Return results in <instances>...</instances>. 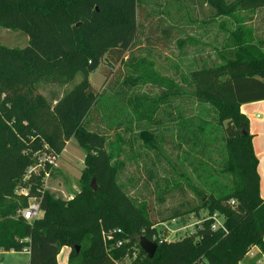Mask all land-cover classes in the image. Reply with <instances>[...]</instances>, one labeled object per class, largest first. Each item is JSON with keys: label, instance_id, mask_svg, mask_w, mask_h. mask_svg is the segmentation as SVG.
Wrapping results in <instances>:
<instances>
[{"label": "trees", "instance_id": "obj_1", "mask_svg": "<svg viewBox=\"0 0 264 264\" xmlns=\"http://www.w3.org/2000/svg\"><path fill=\"white\" fill-rule=\"evenodd\" d=\"M139 5L140 0H0V27L27 36L24 47L0 45V251L27 250L28 264H57L64 246L68 264H237L253 246L264 254L258 160L240 111L241 104L264 99L263 42L253 25H245L264 11V0H199L208 23L221 18L217 25L225 37L215 61L179 81L147 69L143 59L126 61L139 35ZM118 64L129 68L123 85L162 89L130 101L136 117L154 123L156 115H170L177 138L200 146L199 157L191 152L182 161L172 160L155 133L138 132L157 166L168 167L159 194H192L157 220L149 204L132 198L119 182L130 141L100 127L99 93L87 78L100 65ZM77 73L81 80L60 97L48 100L37 92L39 82L66 84ZM180 83L211 108L210 120H188L172 103L182 95ZM70 138L84 158L78 192L65 200L42 188L50 166L38 164L42 155L60 154ZM183 162L195 173L194 181ZM18 188L27 194H15ZM28 198L41 211L31 221L19 214ZM213 214L221 222L216 229ZM185 215L200 222L179 239L161 238L156 224ZM139 235L156 243L152 257L133 241Z\"/></svg>", "mask_w": 264, "mask_h": 264}, {"label": "rangeland", "instance_id": "obj_2", "mask_svg": "<svg viewBox=\"0 0 264 264\" xmlns=\"http://www.w3.org/2000/svg\"><path fill=\"white\" fill-rule=\"evenodd\" d=\"M139 13L141 26L126 60L129 64L141 62L143 59L147 69L157 75L179 81V77L188 71L209 65L216 60V51L222 46L225 37L217 25L221 18H216L214 23H208L207 9L199 5V0H140ZM224 20L230 24L228 19ZM263 23L264 11H260L253 22H246L245 25H253L257 29L255 36L263 42L264 48ZM0 45L24 47L27 45V36L20 30L0 27ZM125 66L118 64L110 68L100 65L87 78L92 88L99 93V108L106 117L105 119L102 116L104 123H101L100 127L111 137L115 132H121L130 141L126 148L131 150L122 155L124 167L120 169L119 182L132 198L149 204V212L152 218L157 220L178 208L181 202L191 198L192 194L181 195L174 191L164 194L163 197L159 194L158 190L164 183L162 175L168 167L162 168L163 163L161 167L157 166L158 163L152 157L153 152L143 147L138 132L147 129L155 133L164 155L172 160L182 161V157L191 152L195 153V158L199 157L200 146H192L189 142L177 138L175 122L167 120L170 115H156L154 123L136 117L132 110L133 102L130 101L134 97L155 96L162 89L149 83L123 85L127 75ZM108 71L109 75L105 76ZM80 80L81 74L77 73L73 80L66 84L42 81L36 85L37 92L51 100L69 91ZM179 91L182 92L181 97L173 98L172 103L179 104L185 118L192 121H197L198 118L210 120L213 116L211 108L197 102L192 97V89L189 86L180 83ZM168 111L171 112L170 109ZM107 116H110L111 120H107ZM217 157L219 158L218 154H215V158ZM83 158L84 152L73 138L66 141L60 154L50 158L51 163L48 162L47 156L42 155V164L50 166L46 170L48 175H44L42 188L65 200L71 199L79 189L78 179L83 168ZM184 164V171L194 181L195 173ZM15 192L19 195L18 191ZM31 199L28 198L27 201ZM197 219L194 215H185L168 223L165 221L156 224V228L161 230V238L176 240L190 232ZM21 256L16 253H2L0 264H19L23 258ZM258 259V256H248L242 263L264 264V259Z\"/></svg>", "mask_w": 264, "mask_h": 264}, {"label": "crops", "instance_id": "obj_3", "mask_svg": "<svg viewBox=\"0 0 264 264\" xmlns=\"http://www.w3.org/2000/svg\"><path fill=\"white\" fill-rule=\"evenodd\" d=\"M240 111L247 117L249 122V132L252 135V148L258 160L257 173L259 176V195L264 199V99L241 104ZM68 252V247L64 246L60 249L56 256L57 264H68ZM2 253H16L22 255L23 258H21V262L19 264H28L29 254L27 250L20 252L0 251V254ZM60 254L61 258L59 259ZM248 256H258L259 259H264V254L260 253L256 246H253L249 249L245 257L237 264H243L242 262Z\"/></svg>", "mask_w": 264, "mask_h": 264}, {"label": "built area", "instance_id": "obj_4", "mask_svg": "<svg viewBox=\"0 0 264 264\" xmlns=\"http://www.w3.org/2000/svg\"><path fill=\"white\" fill-rule=\"evenodd\" d=\"M51 159L50 158L48 159V162L49 163L52 162ZM43 165L44 164H42L41 161L38 164L39 167H43ZM45 175H48V173L46 171H45ZM17 191L21 195H26L27 194V191H26L25 188L18 189ZM20 215L22 216V218H24L27 221H31V220L39 217L41 215V211H40L38 202L34 198H32L31 200H29L28 203H27V206L20 211ZM211 218L213 220L212 228L213 229L219 228L221 226V222H220L219 217H217L215 214H213L211 216ZM199 222L200 221L197 220L196 223H199ZM109 237L110 236H108V238Z\"/></svg>", "mask_w": 264, "mask_h": 264}, {"label": "water", "instance_id": "obj_5", "mask_svg": "<svg viewBox=\"0 0 264 264\" xmlns=\"http://www.w3.org/2000/svg\"><path fill=\"white\" fill-rule=\"evenodd\" d=\"M92 188L95 189L94 184H92ZM133 241L137 242L138 246L144 251V253L148 257H152V255L154 254V251L156 249V246H157L155 242L148 240L147 238H145L142 235L135 236L133 238Z\"/></svg>", "mask_w": 264, "mask_h": 264}]
</instances>
